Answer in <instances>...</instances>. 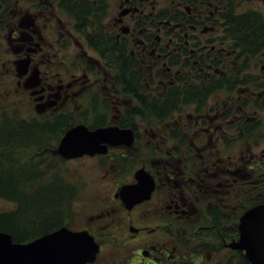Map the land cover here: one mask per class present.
Returning <instances> with one entry per match:
<instances>
[{
  "label": "flooded vegetation",
  "instance_id": "obj_1",
  "mask_svg": "<svg viewBox=\"0 0 264 264\" xmlns=\"http://www.w3.org/2000/svg\"><path fill=\"white\" fill-rule=\"evenodd\" d=\"M224 1L118 0L115 16L102 24L100 13L104 12L99 10L106 11L109 0H0V43L13 67L15 86L33 101L36 116L54 122L58 118V124H76L74 113L83 91L90 93L95 88L96 112L101 88L96 90V85L101 78L106 81L102 89L108 85L109 95L119 99V111L112 124L120 126L122 111L131 108L137 98L132 97L130 84H120L117 73H126L130 83L131 72H138L141 93L151 90L160 95L166 86L193 83L203 70L212 78L211 70L217 62L216 78L228 69L221 60L228 61L235 50L226 51L229 39L224 38L219 17L228 6ZM235 2L234 6L239 7L238 0ZM82 8L90 10L83 17L85 20L70 14L81 12ZM60 14L69 16L70 28L60 26ZM97 34L103 35L111 50H123L122 56L108 54L107 50L102 53ZM73 44H79L80 52L70 63L68 54L75 52L71 49ZM253 57L262 61L259 73L242 68L232 96L226 94L227 88L222 85L220 92L203 103L192 101L176 112L178 116L173 121L180 129L189 125V155H207V164L186 165L178 159L175 164L166 160L139 166L124 160L119 165L123 171L133 172V180L123 184L135 182L134 171L139 167L153 178L148 198L126 206L118 194L122 184L99 215L85 219L87 223L71 227L60 222L62 214L54 213L46 222L51 228L47 232L64 226L90 235L94 253L85 264H251L245 250L232 244L240 238L244 212L264 203V147L256 151L257 140L264 135L259 133L261 123L256 115L264 109V49ZM123 58L129 60L124 63ZM25 60L27 69L20 73L15 65ZM150 77L155 85H149ZM240 139L249 144L245 151L234 154L231 143ZM139 142L135 133L131 146ZM135 150L121 145L109 148L104 155L79 158L109 161L114 172L118 170L115 156L125 158ZM157 151L168 154L164 148ZM232 155L238 159L228 164ZM244 157L249 158L242 161ZM59 159L64 160L60 156ZM63 183H52L56 199L62 200L59 205L68 203L75 193Z\"/></svg>",
  "mask_w": 264,
  "mask_h": 264
},
{
  "label": "rangeland",
  "instance_id": "obj_2",
  "mask_svg": "<svg viewBox=\"0 0 264 264\" xmlns=\"http://www.w3.org/2000/svg\"><path fill=\"white\" fill-rule=\"evenodd\" d=\"M156 1L159 2L160 0ZM238 2L241 5H239V9H258L264 15V0H238ZM117 3L118 0H109L108 9L106 11H104L102 8L99 10V12H104L103 17L101 18L103 21L102 24H104L105 21L107 22L111 20L115 16ZM21 4L26 5V2H22ZM91 8L92 7H89V9ZM60 15V26L61 24H64L65 28H70V23L68 20L69 16H63V14ZM31 18L32 17L30 16V20ZM107 27L110 28L108 25ZM3 29L6 30L5 27H3ZM71 49L75 52L73 54L69 53L68 55L70 56V63H73L76 59V54L80 52L79 44H73ZM87 52L92 57L96 56L92 50H87ZM6 54L7 53H5V46L0 43V123L4 121V119H10L16 124H18L20 121H32L31 124H33V128L37 126H47L48 128L54 130L49 132L48 134L41 135V141H37L39 140V137H36L35 135L31 137V139L26 141H22L21 139H15L16 141H12V147L8 150L10 160L12 161L14 159L18 165L23 163H28L30 165L37 164V166L30 171L33 173H35L36 171H40L41 174L38 179H35L39 181L33 180L29 183H23L20 186L22 187L20 192L24 195H20L18 199L22 202L21 205H19V201L17 199V201H12L0 198V212L10 214L16 212L15 214H19L24 208V211H26L27 209L29 212L35 213V209L33 206V194L37 191L46 192L49 189V192H52L51 194L47 192V195L44 194L34 199H36V201L42 200L43 203L49 202L47 201L49 199L56 200L54 190L52 191L51 189L53 188L52 183L61 180L62 182H64L63 187L73 188L75 190L72 199L68 203H64L62 205H59V201H56V204L51 206V208H46L44 206L42 210H36V213L41 215L42 217H48V220H50L51 217L55 216V214H58L60 216L62 214L64 218L57 216V219L61 218L60 222H67L71 227L80 226L83 223H87L85 219L88 216L92 217L93 215H95V213L96 215H99V212H102L99 210L111 201L113 192L116 191L119 186L127 181L133 180V172L123 171L121 165L119 164H116L118 170L113 172L114 167L110 166L109 161H98V159L94 158L87 157L80 159L79 157H74L64 160L59 159V156L57 154V146L61 136L64 134L66 129L60 136L57 137L58 130L56 128L58 124H56L54 121H48L49 118L44 119L43 116H36V112L33 109V101L28 98L27 94L20 93L15 86V82L12 76L13 67L8 64ZM261 63L262 61L257 57L251 58L250 61H248L246 71H249L252 74L259 73ZM17 64L18 62L15 65L16 70L18 68ZM86 77H84L83 80H85ZM99 80L100 82H97L98 84L96 85V90L99 87L101 88L98 89V91H100L98 96L100 97H96V112L94 110L93 100V92L95 88L90 89V93H86L85 91H83V98L79 100L80 102H77L78 108L75 109V112L77 113H74L75 118L73 119V123H83L88 126L92 125L94 124L96 113V124L101 123L102 126H109L108 124L117 125L112 123L117 118V113L119 111L117 101H119V99H115L113 96L109 95L111 94V91L108 85L105 89H102L104 88L103 85L106 83V81L102 80L101 78H99ZM119 107H121V105ZM191 109L192 108H190L189 110ZM189 110H186L185 112ZM263 111L264 109H259V113H256L261 123V125H259V133H264ZM177 116L178 114L176 112L172 115L173 119ZM99 117H101L102 120ZM148 130H146L144 126H141L138 129V132L140 134L138 139H140V142L135 146H130V149H136L135 152H138L136 153L138 154V156L146 152V148L149 147L151 143L156 147V149L160 148V140H154V138L157 137H154L155 133L153 129L148 127ZM150 133H152V135ZM257 141L258 143L256 146V151L258 152L259 149L264 147V135L261 134V139H258ZM248 144L249 143L246 139L233 141L231 143L230 150L234 151V154H237L239 150H241L242 153L246 150ZM225 149L227 151L228 147ZM204 157L207 158L209 156L205 155ZM229 157L228 164H231L232 161H236L238 159V157H236L235 155H232L230 158ZM248 158L249 157H244L242 158V161L247 160ZM40 160L42 161V163H37ZM138 165L141 166L139 163ZM1 185L8 187L12 184L11 182L4 181L1 183ZM48 195L50 196L47 197ZM37 221L38 220L36 218L28 216V220L26 222L31 223ZM23 227H27V224H25V222ZM61 228L66 227L62 226L60 228H57L56 230H59ZM35 229L36 228H34V231ZM50 229L51 228L47 225V223H45L39 228V232H35L31 238L37 237L41 234H46ZM8 234H10L14 242H24V239L21 241H17L14 239L15 237L12 233L8 232Z\"/></svg>",
  "mask_w": 264,
  "mask_h": 264
},
{
  "label": "trees",
  "instance_id": "obj_3",
  "mask_svg": "<svg viewBox=\"0 0 264 264\" xmlns=\"http://www.w3.org/2000/svg\"><path fill=\"white\" fill-rule=\"evenodd\" d=\"M226 1L228 2V6L225 7L224 13L219 17L224 38L229 39L228 50L226 51L230 52L235 50V54L233 57H230L228 61L221 60V64H223L224 67H228V69L222 73L220 77L216 78L217 74L214 73L217 65H219V62H217L211 70L212 78L209 75L206 76L203 72L205 70H203L193 83L187 84L185 87L176 85L170 87L166 86L165 92L159 95L151 90L147 93H141L139 82L141 75L137 74L138 72H131L130 83L126 73H117L120 84L123 86H128V84H130L132 87L130 93L132 97L137 98L131 108H126L122 111V117H124V119L120 120L119 125L121 127H130L134 133H136L138 141H140V139H138L140 135L138 129L141 126H144L146 130H148V127L152 128L155 133L154 137H157L154 138V140H160L162 145L161 147L159 144L160 148H164L168 151V154L160 153L151 143L149 147L146 148V152L139 156L136 152L126 155L125 158L115 156L116 160H118L116 162L117 164H123L124 160L125 163L132 165L139 163L140 165L148 166L151 163L158 164L159 161L166 160H170L171 163L175 164L178 159L182 160L181 164L186 165L207 164L206 160L203 159L204 157H191L189 155L188 151L191 149V144L188 140L189 130L187 128L189 125L185 127V129H180L179 124L173 121L172 115L178 112L181 107L189 106L192 101L203 103L210 95L220 92V86L222 85L227 88L226 94L232 96V94H234V92H232V87L237 85L239 79L238 74L241 69L246 68L251 57L264 49V15L254 9H239V7H235L234 3L236 4V0ZM226 1H224V3H226ZM82 9L81 12H70V14L78 17L80 20H85L86 18L83 17H87L90 10H88V8ZM102 15L103 13H100V16ZM89 24H91V22H89ZM96 37L101 39L99 50H101L102 53L107 50L108 54L120 53L122 56L121 53L124 51L111 50L110 43L103 38V35L100 36L97 34ZM96 48H98V46H96ZM107 59H109V57ZM127 60H129V58H123L122 61L126 63ZM148 80L150 86L155 85L151 77ZM137 120H143L144 123L139 124L136 122ZM55 122L58 124V118H56ZM70 126L71 125L66 122L58 124L56 128L58 130L57 137ZM89 126L94 127V124ZM97 126L102 125L100 123L96 124V127ZM53 130L54 129L48 128L47 126H37L33 128V124L26 121H20L16 124L10 119H4V121L0 123V198L12 201L18 200L20 195L24 196L23 193L20 192L22 189L20 186L23 183H29L33 180L39 181L35 179H38L41 174L40 171H36L35 173L30 171L33 170L37 164L30 165L28 163H23L18 165L14 159L12 161L10 160L8 150L12 147V141H16L15 139L26 141L31 139L34 135L39 137L37 141H41V135L48 134ZM179 133H181V135H178ZM150 134L152 135V133ZM194 141H197V139H194ZM37 163L41 164L42 161L40 160ZM4 181L11 182L12 185L8 187L1 185ZM51 189L52 191L54 190L55 193L56 188L53 187ZM49 191V189L46 192L37 191L33 194L35 213L29 212L27 209L24 211V208H20L22 210L19 214H15L16 212L12 214L0 212V230L12 233L15 237L14 239L17 241L23 239L24 241L29 240L35 232H39V228L43 224L48 222V217H42L36 213V210H42L44 206L46 208H51V206L56 204V201H59L58 204L62 201L60 198L56 200L48 198L49 200L47 201L49 202L43 203L42 200L36 201V199H34L44 194L47 195ZM49 193L51 194V192ZM49 196L50 195L47 197ZM18 201L19 205H21L22 202L20 200ZM28 216L36 218L38 221L28 223L26 222ZM24 222L27 224L26 228L23 227ZM34 228H36L35 231Z\"/></svg>",
  "mask_w": 264,
  "mask_h": 264
},
{
  "label": "water",
  "instance_id": "obj_4",
  "mask_svg": "<svg viewBox=\"0 0 264 264\" xmlns=\"http://www.w3.org/2000/svg\"><path fill=\"white\" fill-rule=\"evenodd\" d=\"M23 73L28 61L18 62ZM134 132L118 125L89 128L77 124L68 128L59 140L57 154L68 159L82 154H104L108 146H131ZM135 182L123 184L119 197L126 206L150 196L153 179L143 168L134 173ZM240 238L232 246L245 250L251 264H264V204L249 208L240 218ZM93 239L86 232L61 228L29 242H14L0 230V264H84L93 257Z\"/></svg>",
  "mask_w": 264,
  "mask_h": 264
}]
</instances>
